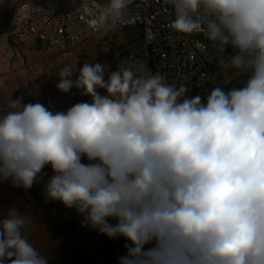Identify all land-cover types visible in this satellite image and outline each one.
Masks as SVG:
<instances>
[{"label":"clouds","instance_id":"9594fccd","mask_svg":"<svg viewBox=\"0 0 264 264\" xmlns=\"http://www.w3.org/2000/svg\"><path fill=\"white\" fill-rule=\"evenodd\" d=\"M165 2L168 27L203 33L239 86L189 96L143 62L66 63L56 89L90 102L58 111L12 93L0 106V184L27 193L43 182L82 228L126 241L118 264H264V0ZM130 3L106 0L90 25L115 30ZM28 226L19 206L0 214V264H50Z\"/></svg>","mask_w":264,"mask_h":264},{"label":"built area","instance_id":"2783aa9c","mask_svg":"<svg viewBox=\"0 0 264 264\" xmlns=\"http://www.w3.org/2000/svg\"><path fill=\"white\" fill-rule=\"evenodd\" d=\"M104 3L106 0H80L78 5L67 10H56L41 2L18 3L13 9L9 29L0 25V75L9 74L14 66L16 49L10 38L27 49H34L38 40L48 57H70L79 55L90 40L99 38L109 42L114 31L126 29L131 36L142 38L141 51L122 50L124 58L137 67L143 62L152 72H162L168 83L186 85L202 96L209 94L210 88L220 85L216 72L206 60L204 34H180L171 30L168 24L173 13L165 0H131L119 26L106 33L89 23L94 9ZM7 101L0 100V106L6 107ZM37 101L46 106L51 101L54 110H66L60 108L58 97L50 93L24 97V103ZM45 171L48 173L51 169ZM22 191L8 183L0 184V206L10 203Z\"/></svg>","mask_w":264,"mask_h":264},{"label":"crops","instance_id":"0c3cea01","mask_svg":"<svg viewBox=\"0 0 264 264\" xmlns=\"http://www.w3.org/2000/svg\"><path fill=\"white\" fill-rule=\"evenodd\" d=\"M22 1L41 2L56 10L71 9L80 2V0H9L6 9L7 20L0 21V25L5 29H9L13 9ZM9 41L16 49L13 68L18 55H26V52L42 53V50L27 49L25 46L15 43L11 38ZM123 49L133 52L141 51L142 38L131 36L126 29L116 30L109 42L99 38L90 40L87 45L81 48L79 55L86 54L93 58L95 63L109 64L111 70L115 71L119 66V61L125 59L122 55ZM217 59L218 56L214 60ZM216 72L220 86L227 85L229 88L239 86L238 83L242 80L241 74L235 69H222L218 65ZM42 189L43 185H37L27 193L24 191L18 193L12 200V206H19L21 211H25L29 220V226L25 233L27 239L42 255L49 259L50 264H118L117 257L124 254L123 245L126 241L123 238L118 239L121 248L115 249L109 246L106 236L80 226V217L74 210H71V214L63 221H52L54 219H47L39 215L35 218L31 217V212L39 213L45 207L37 200L31 199L34 195L43 193ZM26 205L28 207H25Z\"/></svg>","mask_w":264,"mask_h":264},{"label":"rangeland","instance_id":"374dc122","mask_svg":"<svg viewBox=\"0 0 264 264\" xmlns=\"http://www.w3.org/2000/svg\"><path fill=\"white\" fill-rule=\"evenodd\" d=\"M9 0H2L0 2V21L7 20V5ZM205 48H206V60L212 65V69L216 72L218 67V59L214 60L215 57L219 56L216 49L214 48L211 41L205 37ZM43 46L41 42L37 41L34 50L41 51ZM127 61L131 64L130 60L121 59L119 64ZM78 62V67L82 66L84 62L95 63L94 59L86 54L73 55V56H46L43 52L37 54L35 52H26V55H18V59L15 63V67L7 75H0V100H8L12 94V98L18 95H23V97H34L40 96L45 93H50L58 97V102L60 103V108L67 109L77 102L89 101L90 97L81 96L79 91L72 89L69 94H64L59 92L55 85L58 82V76L56 75L59 69L66 63H76ZM97 63V62H96ZM106 64V63H104ZM217 74V72H216ZM239 74L242 73L239 72ZM218 76V74H217ZM243 78V76H242ZM179 87V86H177ZM189 88V87H188ZM100 93L104 95L105 93ZM31 93V94H30ZM75 93V95H72ZM189 96H195V92L191 89L188 93ZM51 171L48 172L50 176ZM47 177H45V180ZM43 185V182L35 184ZM33 200H37L40 204L44 205V209L39 211V213L31 212V217L43 216L47 219H54L52 221H63L67 216L71 214L70 209H66L60 202H52L45 199L44 194H36L31 197ZM12 201L5 205L0 206V214L6 212L7 208L12 206ZM119 239V238H118ZM110 240L107 238V243L109 246L115 249L121 248L120 241Z\"/></svg>","mask_w":264,"mask_h":264}]
</instances>
